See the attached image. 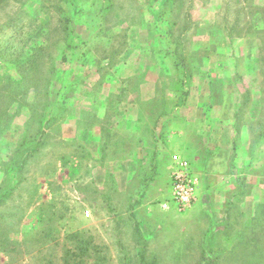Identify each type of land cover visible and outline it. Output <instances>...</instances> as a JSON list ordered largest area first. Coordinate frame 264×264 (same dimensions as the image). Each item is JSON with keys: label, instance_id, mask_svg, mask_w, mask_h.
Listing matches in <instances>:
<instances>
[{"label": "rangeland", "instance_id": "rangeland-1", "mask_svg": "<svg viewBox=\"0 0 264 264\" xmlns=\"http://www.w3.org/2000/svg\"><path fill=\"white\" fill-rule=\"evenodd\" d=\"M137 100L169 135L197 119L230 146L227 208L213 213L228 221L206 257L157 241L163 255H140L114 172L103 192L117 137L88 131ZM157 164L154 202L169 174ZM261 187L264 0H0V264H264Z\"/></svg>", "mask_w": 264, "mask_h": 264}, {"label": "crops", "instance_id": "crops-1", "mask_svg": "<svg viewBox=\"0 0 264 264\" xmlns=\"http://www.w3.org/2000/svg\"><path fill=\"white\" fill-rule=\"evenodd\" d=\"M135 92L139 96L142 95L141 89ZM147 95L152 96V93ZM190 106L192 111L196 112H205L210 107L202 103ZM151 107L152 105L141 104L138 100L127 105H118L117 116L105 120L108 123L104 122L107 128L102 123L101 126L94 124L92 130L89 129L87 136L93 138L92 143H96V138H105L106 133L112 132V129V136L117 137V147H111L107 151L116 152V155H111L112 161L102 166V180L105 181L102 184L103 192L114 191L106 182L108 175L114 172L118 179L116 205L120 211L129 209L133 213L131 230L137 235L136 239L144 240L142 246L135 245L142 250L140 255H146L144 250H147L149 255H163L151 251L155 246L153 242L157 241L161 246H173L176 243L177 246L184 247L185 251L179 256L186 254L206 257L216 249L211 244V239L219 237L218 232H221L213 233L212 225L225 224L228 221L227 217V221H224L223 217L216 221L213 219V213L219 212L220 207L227 208L228 203L223 201L222 196L228 193L227 184L232 168L230 146L228 142L216 143L211 137V129L203 126L204 123L197 119H190L186 122V129L182 128L175 135H169L171 132H165L169 124L166 121L168 117L158 125L148 116L147 112H150ZM172 152L192 162L193 170L200 181L197 202L186 212H180L174 206L163 208L160 202H154L155 193L151 187L157 173L151 177L153 173L145 165L148 161H163L164 167L160 169V164H157V170L159 175L162 168L168 170L169 174L165 179V188L168 191ZM113 166H116V169ZM259 191L264 192L262 187ZM120 216L117 217L116 223L122 228L125 221ZM229 237L230 232L223 231L220 234L221 241L230 240ZM192 247H195L198 253L193 251Z\"/></svg>", "mask_w": 264, "mask_h": 264}, {"label": "built area", "instance_id": "built-area-1", "mask_svg": "<svg viewBox=\"0 0 264 264\" xmlns=\"http://www.w3.org/2000/svg\"><path fill=\"white\" fill-rule=\"evenodd\" d=\"M171 166L170 187L158 202L163 208L174 206L178 211L186 212L197 202L199 177L193 170L192 162L178 153L172 154Z\"/></svg>", "mask_w": 264, "mask_h": 264}, {"label": "trees", "instance_id": "trees-1", "mask_svg": "<svg viewBox=\"0 0 264 264\" xmlns=\"http://www.w3.org/2000/svg\"><path fill=\"white\" fill-rule=\"evenodd\" d=\"M4 200L3 199H1V197H0V203H2Z\"/></svg>", "mask_w": 264, "mask_h": 264}]
</instances>
